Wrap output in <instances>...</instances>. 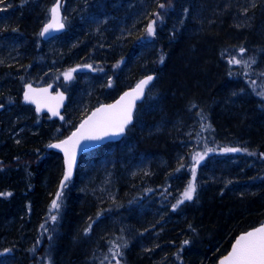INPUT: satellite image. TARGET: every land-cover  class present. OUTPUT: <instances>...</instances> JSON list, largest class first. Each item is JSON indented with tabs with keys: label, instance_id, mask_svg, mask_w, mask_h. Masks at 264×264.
I'll use <instances>...</instances> for the list:
<instances>
[{
	"label": "trees",
	"instance_id": "1",
	"mask_svg": "<svg viewBox=\"0 0 264 264\" xmlns=\"http://www.w3.org/2000/svg\"><path fill=\"white\" fill-rule=\"evenodd\" d=\"M56 1L0 0V264H216L264 221V0H61L66 29L43 42ZM116 24L128 32L123 44L150 24L154 34L134 68L109 72L96 50ZM83 33L94 48L81 46ZM140 65L168 77L153 84L161 95L147 92L120 142L81 157L60 212L50 213L63 170L46 146L130 89ZM85 76L89 88L99 81L112 92L95 98L78 83ZM29 83L65 87L62 123L21 103ZM19 113L37 126L25 138L7 133ZM190 181L193 199L179 203Z\"/></svg>",
	"mask_w": 264,
	"mask_h": 264
},
{
	"label": "snow or ice",
	"instance_id": "2",
	"mask_svg": "<svg viewBox=\"0 0 264 264\" xmlns=\"http://www.w3.org/2000/svg\"><path fill=\"white\" fill-rule=\"evenodd\" d=\"M160 7L163 8L164 5L161 4ZM50 13L52 20L43 28L40 33L41 36H44L50 30H59L64 27L60 18L59 4L52 7ZM147 33L149 35L154 34V29L151 24L147 28ZM243 52L244 50L241 49V55H243ZM239 62L240 61L236 60L235 57L229 60L230 64ZM88 67L91 68V65H88ZM75 71H77V69L73 68L65 72L63 74L65 80L73 79V73ZM152 79L153 77L149 76L147 79L140 81L133 92L125 93L115 104L98 108L88 120L80 125L79 129L74 132L72 137L68 140L61 141L59 144L49 145V147L60 148L64 152L66 164V172L64 174L65 181L72 175L75 162V149L79 146L80 141L100 140L109 135L116 136L123 133L125 127L131 123L135 101L142 96L145 86H147ZM47 91V89H43L38 93L29 85L24 99L27 102L36 104V110L38 112L43 103L53 115H57L58 112L56 109L59 107V102H62L64 97L59 93H57L56 97H48ZM49 100H56L57 104L52 106ZM61 119H63V117H61ZM226 151H239V149H226ZM200 158L202 159V157ZM198 162L197 160V163ZM192 174L194 178L195 169L192 170ZM63 187L64 184L62 182L61 188ZM195 192L196 186L194 182L190 181L179 203H183L185 200L191 201ZM60 196L61 193L57 192L56 199L52 201L50 213L52 210L59 209L60 205L57 201H59ZM173 207L175 208L176 206L174 205ZM51 219L55 221L56 216L54 214L51 215ZM185 243H187V241H185ZM117 264H119V261H117ZM220 264H264V226L240 236L232 246V251L227 257L220 261Z\"/></svg>",
	"mask_w": 264,
	"mask_h": 264
},
{
	"label": "bare ground",
	"instance_id": "3",
	"mask_svg": "<svg viewBox=\"0 0 264 264\" xmlns=\"http://www.w3.org/2000/svg\"><path fill=\"white\" fill-rule=\"evenodd\" d=\"M125 28H126L125 26H120L118 24L114 25L112 29H114V31H116L117 33H114V31L111 30V29H107L106 32H105L106 42L104 44L102 43L101 45L97 46L96 62L99 65H103V66H106L107 68H109V72H112L114 70V67L116 65H118V63L120 64V66L125 64V66H127L128 69L129 68H134V66L136 64V60L138 59V57L142 53V45L140 43L146 44V45L148 44L149 47H151V45H152V42H150V41H152L153 39L152 38L149 39V36H148L147 33H146V35H140L138 41H137V39H135L136 41H128V42L123 44V41L121 40L122 36L120 35V33L123 35V38H124L127 35V33H128V32H126ZM237 29L238 28H236V30ZM256 30H257V27H256V24H255V26L252 27V31H256ZM262 35H264V33H262ZM78 39L81 40L80 44H81L82 47H86L87 46L89 48H94V45H92L90 43L91 37L88 36L87 34L83 33L81 35V37H79ZM73 41H74V38H73L72 42L71 43H67V45L72 46ZM166 44H167L166 49L169 50L172 54L174 52H177L178 47H179L178 43L176 44V42L167 41ZM252 48H254L253 50L255 52L256 51L258 52V50H259L258 48L254 47V46ZM165 51L166 50H162V51L157 52L158 54H157V57L155 59V64L159 65V67H161V68H162V66H161V62H162L161 58L164 55ZM218 56L220 57L219 53H218ZM263 60H264V58H263ZM134 61H135V63H134ZM145 68H148V66L147 65H142V66L140 65V66L136 67V74L137 73L138 74L141 73L142 75L139 77V79L133 85H135L136 83L141 81V79L151 76V77H153V81H152V84H151V86H150V88L148 89L147 92H150L152 90L151 91L152 92V96L155 93H156L157 96H160L161 95V91L158 92L155 88H153V84L155 85V82L157 81V79H159L158 80L159 81L158 84H162L164 82V80H166V78H168V77L165 76V75L164 76H161V75L159 76V73L161 72L160 68H158L157 70H154L152 72L143 74V70ZM78 79H79L78 83H80L81 85H85V87H83V90L84 91L86 90L91 95H93L95 98L100 97V96L102 97L103 95H105V93L108 94V93L112 92V91H110L108 89H104L105 88V86H104L105 84L101 85L99 81L96 82V84H95V85H97L96 88H89L87 86L89 84H86L85 82H88V81L90 82V79L89 78L87 79L86 76L83 79H80V78H78ZM29 84H31V83H29ZM29 84H24L22 89H24ZM77 92H79V91H74L73 92V97H74V95L77 94ZM147 92H146V94H147ZM146 94H145V96H146ZM145 96H144V98H145ZM111 97L113 99L111 101H109L108 103L112 102L114 100V98H116V95L114 96V93H111ZM108 103H101V104H108ZM257 112H259V111L254 109L253 113L256 114ZM19 117H23V121H22L21 118L18 120ZM35 117H37V116L35 115ZM154 120H155V117H154V119L150 118V121L153 122V123H155ZM157 122H156V124H160L159 119L157 120ZM6 123L7 124L9 123L10 127H11L10 129L7 130V133L9 131H13L16 134H18L19 138L20 137L21 138H25L27 136V134H28V131H31V130H33L34 128L37 127L35 122L32 119L24 120L23 113L15 114L13 116H8V118L6 119ZM133 124H134V119H133ZM131 127H129V128H131ZM47 128H49V127H47ZM129 128H127L126 132L128 131ZM253 148H254V150H258L260 147H255L253 145ZM61 162H62V160H61ZM62 170H63V168H62ZM63 172L64 171H62V175H63ZM62 175H61V177H62Z\"/></svg>",
	"mask_w": 264,
	"mask_h": 264
},
{
	"label": "water",
	"instance_id": "4",
	"mask_svg": "<svg viewBox=\"0 0 264 264\" xmlns=\"http://www.w3.org/2000/svg\"><path fill=\"white\" fill-rule=\"evenodd\" d=\"M61 2H62V1L57 0L55 4L51 5L50 9H51L52 7H54V6H56L57 4H59L60 18H61V22L63 23V13H62V11H61ZM50 9H49V17H48V20H47V22L44 24V26L41 28L40 33L42 32L43 28H44L48 23H50L51 20H52L51 13H50ZM63 25H64L63 28H61V29H59V30H50V31H49L48 33H46L44 36H41L40 33H39V35L41 36L42 41L47 42V41H49V39H51V38H53V37H55V36H60V34L65 30V24L63 23ZM145 79H147V77L141 79V81H142V80H145ZM152 81H153V79L149 82V84H148L147 86H145L142 96H141L139 99H137V100L135 101V107L133 108V111H132V120H131V123H129V124L125 127L123 133H121L120 135H116V136L109 135V136H106V137H104L103 139H100V140H82V141H80L79 146L75 149V162H74V165H73L72 175H71V177H70L68 180H66V181L64 180V174H65V172H66V164H65V155H64V152H63L60 148H53V147H49V146L47 147V150H48V151H51V152H53V153H54V152L57 153V154L60 156V158L62 159V168H63V171H64V172H63L62 177L59 179V184H58V188H57V190H56V194H57V192H60L61 195H62V193H63L62 191H63L64 187L67 185L68 182H71L72 179L75 177V174H76V171H77V165H78V162H79L80 157H81L82 155H85V154H87L88 152H90V151H92V150H95V149L99 148L100 146L105 145V144H107V143H110V142H118V141H120V140L125 136V134H126L125 132H126L127 128L131 127L132 124H133V118H134V114H135V112H136L135 110H136L137 106L140 105V104L142 103V101L144 100L143 98H144L146 92L148 91V89L150 88V86H151V84H152ZM139 83H140V81H139L138 83H136L135 85H133L132 87H130V89H128V90H126V91L120 93L119 96H118L117 98L114 99V101H112V102H110V103H108V104H100V105H98L96 108L92 109V110L89 112V114H87L86 117H85L84 119H82V120L78 123V125L75 127V129H74L69 135H67V137H65V139L60 140V141H55V142L52 143V144H59V143H61V141L68 140L70 137H72L73 133L76 132V131L79 129L80 125H81L84 121L88 120V118L91 117L92 114H93L98 108H101V107H104V106H107V105H111V104H115V103H116V102H117L122 96H124L125 93L133 92V90L136 88L137 84H139ZM29 85L32 87V89H34V90H35L36 92H38V93H40L43 89H47V90H48V91H47V96H48V97H56V96H57V93L61 94V95L64 97L63 101H62V102H59V107L56 109L57 112H58L57 115H53L52 112H50V111L48 110V107L45 106L43 103H42V105H41V109H40V111L38 112V111L36 110V104L25 101L24 96H25V93L28 91V86H29ZM29 85H27V86L23 89V91H22V93H23V94H22V103L25 104V105H29V106L32 105V106L34 107V112H35V114L38 115V116H41V114H48L49 117H50V120H52V121H53V120H58L59 122H62L63 119H61V117H63V116H62V112H63V109H64L66 103H67V102H66L67 94H66L64 91L62 92V91H60V90H57V91L54 93V92L51 91L52 89H51V87H50L49 85H43V86H40V87H35V86H32L31 84H29ZM49 103H50L52 106H55V105L57 104V101H56V100H49ZM2 109H3V107H0V111H1ZM50 145H51V144H50ZM62 182H63V184H64V187H63V188H61V183H62ZM54 199H56V196H55ZM57 202H58V201H57ZM262 226H264V222L261 223L259 226H257V227H255V228H252V229L248 230L247 232H244V233H241V234L237 235V237L233 240V243L231 244L229 250L227 251V254H226L225 256L221 257V258L217 261L216 264H220V261L223 260L225 257H227V256L229 255V253L232 251V246L235 244L236 240L239 239L240 236L245 235L246 233H248V232H250V231H254L255 229H257V228H259V227H262Z\"/></svg>",
	"mask_w": 264,
	"mask_h": 264
},
{
	"label": "rangeland",
	"instance_id": "5",
	"mask_svg": "<svg viewBox=\"0 0 264 264\" xmlns=\"http://www.w3.org/2000/svg\"><path fill=\"white\" fill-rule=\"evenodd\" d=\"M65 19H66V18H65ZM68 82H69L68 80H67V81H66V80L64 81V83H68ZM64 83H63V84H64ZM59 88H62V89H64V91H66V89H65V87H64L63 85H62V87H59ZM66 125H68V124L65 123V126H66ZM59 205H60L59 209H58V210H55V215H57V213L60 212V210H61V204H59Z\"/></svg>",
	"mask_w": 264,
	"mask_h": 264
}]
</instances>
